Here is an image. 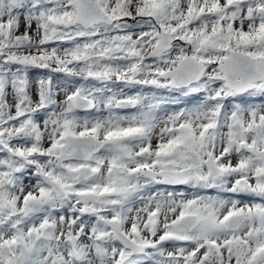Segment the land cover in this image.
Wrapping results in <instances>:
<instances>
[{
  "label": "snow or ice",
  "instance_id": "obj_1",
  "mask_svg": "<svg viewBox=\"0 0 264 264\" xmlns=\"http://www.w3.org/2000/svg\"><path fill=\"white\" fill-rule=\"evenodd\" d=\"M0 264H264V0H0Z\"/></svg>",
  "mask_w": 264,
  "mask_h": 264
},
{
  "label": "rangeland",
  "instance_id": "obj_2",
  "mask_svg": "<svg viewBox=\"0 0 264 264\" xmlns=\"http://www.w3.org/2000/svg\"><path fill=\"white\" fill-rule=\"evenodd\" d=\"M33 78L39 77L41 75H43V71L42 70H33V72L31 73ZM136 90L133 91H127V89L125 88V92L128 94H133ZM59 99H63V94L60 95ZM84 115H86V113L84 112H80V116L83 117ZM27 183V181H26Z\"/></svg>",
  "mask_w": 264,
  "mask_h": 264
},
{
  "label": "flooded vegetation",
  "instance_id": "obj_3",
  "mask_svg": "<svg viewBox=\"0 0 264 264\" xmlns=\"http://www.w3.org/2000/svg\"><path fill=\"white\" fill-rule=\"evenodd\" d=\"M127 89V91H133V90H137V89H128V88H126ZM128 94V93H127Z\"/></svg>",
  "mask_w": 264,
  "mask_h": 264
}]
</instances>
